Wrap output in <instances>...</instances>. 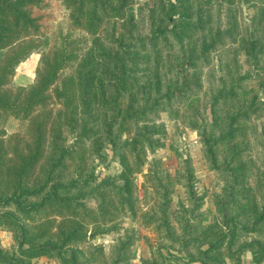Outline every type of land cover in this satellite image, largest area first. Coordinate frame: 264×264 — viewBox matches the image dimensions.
I'll list each match as a JSON object with an SVG mask.
<instances>
[{"label":"trees","instance_id":"16d2710c","mask_svg":"<svg viewBox=\"0 0 264 264\" xmlns=\"http://www.w3.org/2000/svg\"><path fill=\"white\" fill-rule=\"evenodd\" d=\"M52 1L0 0V209L11 207L0 212V227L12 232L17 242L15 252L0 246V264H36L35 260L44 256L59 264H131V246L137 235L135 229L124 227L126 214L133 220L142 216L146 225L160 221L172 233L166 213L170 193L182 178L193 179L189 166L187 175L173 179L152 165L149 177L162 198L158 206L162 217L138 212L134 174L144 165L148 146L153 149L154 142L159 141L153 139L159 131L148 123V116L159 111L164 102L181 99L192 84L199 83V63L209 62L211 51L223 44L225 37L234 36L235 26L222 29L214 20L211 10L221 4L220 0H169L170 14L165 23L149 35L137 30L132 9L136 0H59L68 11L71 27L80 35L56 36L54 31L50 33V21L55 17L50 8L56 6ZM125 11L129 13L127 33L116 35V22H112L107 44L99 35L101 26L123 17ZM175 11L176 17H172ZM171 18L175 22L169 29ZM171 34L183 53L177 67L179 78L164 88L162 75L157 72L143 83L138 66L150 58L149 53L144 54L147 45ZM247 42L246 53L257 59L258 39ZM37 51L41 69L35 80L28 85L17 84L19 66ZM243 78L233 77L229 85L224 82L214 95V103L220 100L224 107L229 100L239 98ZM55 84L56 98L63 106L58 110L51 106ZM13 119L26 121L30 139L17 137L10 150L5 135ZM139 119L142 129L133 139L123 140L131 122ZM239 121V113L229 115L227 131L219 137L211 133L206 142L234 139ZM109 146L120 155L124 170L99 179L91 160ZM232 201L228 197L220 203V210L226 212V205ZM47 212L54 215L41 216ZM263 218L264 212L253 226L256 228ZM122 229L124 234L110 245L109 254L103 244L91 243ZM238 229L241 227L234 223L230 234L219 233L210 248L202 251V264H223L218 250L228 238L235 264L243 250L251 247L260 262L264 256L261 242L232 251ZM210 235L208 230L205 237Z\"/></svg>","mask_w":264,"mask_h":264},{"label":"rangeland","instance_id":"374dc122","mask_svg":"<svg viewBox=\"0 0 264 264\" xmlns=\"http://www.w3.org/2000/svg\"><path fill=\"white\" fill-rule=\"evenodd\" d=\"M52 2L56 6L50 8L55 15L50 21V33L54 31L56 36L61 33H72L75 37L80 35L71 27L65 7H61L59 0ZM220 2V5L215 4L211 10L213 18L222 29L235 26L234 36L225 37V42L211 51L209 62L199 63L198 84H192L191 89L181 99L175 98L169 104L164 102L166 104L160 106L159 111L148 116V123L155 125L159 131L154 134L153 139L159 141L154 142L153 149L148 146L145 163L134 174L138 212H150L162 217L158 208L162 204V198L156 193L149 177L152 165L164 177L173 179H181L187 175L186 167L189 166L193 179L188 181L182 178L183 182L176 184L170 193L171 200L166 213L172 233L160 221L146 225L142 216L133 220L126 214L124 227L135 229L137 235L131 246L134 255L131 264H202V251L210 248L219 233L224 231L230 234V227L234 223L241 229L236 232L237 241L233 252L236 253L243 245L251 247L258 242L264 246V218L257 223L256 228L253 226L264 212V2ZM132 9L137 30L143 35H149L158 25L165 23V17L170 14L169 0H136ZM127 11L130 13V9ZM127 11L123 17L106 21L101 26L99 35L107 44L110 43L108 37L113 32L112 22H116V35L124 36L127 33ZM175 14L176 11L172 17H176ZM174 22L172 18L168 20L169 29ZM247 39H258L260 52L257 59L246 53L249 45ZM178 43L177 38L171 34L168 39L158 38L155 45H147L144 54L149 53L150 58L147 63H140L138 66V74L143 83L147 78H153L157 72L162 75L164 88L169 82L179 78L177 67L183 53ZM40 57V51L34 52L19 66L15 77L17 84L28 85L35 80L38 70L41 69ZM68 71L69 68L65 73ZM236 76L244 77L239 98L229 100L224 107H221L223 102L220 100L214 103V95L218 89L224 82L229 85ZM190 80H193V76H190ZM56 86L57 84L51 91L54 96L51 106L54 110L63 108L56 98ZM238 113L239 130L234 139L206 142L211 133L216 137L224 134L228 129L229 115ZM9 124L5 139L12 150L17 137L30 138L26 134V121L13 119ZM142 125L143 121L140 119L132 121L129 130L122 134V139H133L136 132L142 129ZM115 152L109 146L102 150L101 155L94 156L91 160L99 179L117 175L124 170L120 155ZM129 161H132L131 158ZM228 197L233 201L226 205V212L221 211L220 203ZM9 209L11 207L1 208L0 212ZM53 215L52 212H47L41 216ZM245 227L250 230H244ZM253 228L259 230L252 231ZM208 230H211V235L207 238L205 234ZM124 232L125 229H122L120 233L99 236L91 243L103 244L109 254L110 245ZM189 237L194 240L186 241ZM228 239L225 240L224 248L218 251L223 264H235L230 258ZM0 246L10 252L17 249L14 235L3 227H0ZM254 251L252 247L243 250L239 263L264 264V256L257 262ZM35 263L59 264L55 259L46 256L36 259Z\"/></svg>","mask_w":264,"mask_h":264}]
</instances>
